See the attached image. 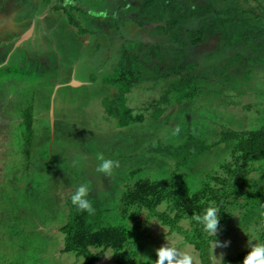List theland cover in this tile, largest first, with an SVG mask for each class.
Listing matches in <instances>:
<instances>
[{
	"label": "rangeland",
	"instance_id": "rangeland-1",
	"mask_svg": "<svg viewBox=\"0 0 264 264\" xmlns=\"http://www.w3.org/2000/svg\"><path fill=\"white\" fill-rule=\"evenodd\" d=\"M10 1L0 0V264H155L156 250L168 243L205 264L196 240L210 237L200 235L192 214L210 205L219 208L217 240L231 242L214 249L210 240L211 262L243 264L237 259L250 251L249 239L264 241V159L245 162L237 139L193 154L186 165L145 148L179 145L190 134L215 143L225 129L262 127L264 47L227 46L218 34L180 56L179 43L157 25L172 17L176 2L193 0H163L145 12L143 0ZM206 1L218 10H250L244 14L264 38V17L255 16L264 15V0ZM159 43L168 48L163 59L152 56ZM124 44L144 59L127 103L145 117L122 127L102 103L117 87L102 79ZM194 60L200 94L173 98L155 117L177 78L167 67ZM176 125L179 135L172 134ZM98 154L119 162L110 177L96 172ZM80 185L100 201L101 215L96 229L76 235L75 248L66 250L76 211L71 195Z\"/></svg>",
	"mask_w": 264,
	"mask_h": 264
},
{
	"label": "trees",
	"instance_id": "trees-1",
	"mask_svg": "<svg viewBox=\"0 0 264 264\" xmlns=\"http://www.w3.org/2000/svg\"><path fill=\"white\" fill-rule=\"evenodd\" d=\"M258 3L260 2L257 0ZM163 4V0H143L141 11L145 12L155 4ZM259 6L264 9L262 4ZM58 6H54L57 8ZM76 7H79L78 5ZM81 9V8H80ZM248 9H240L239 7L226 8L224 10H218L215 8L212 2L204 0L184 4L176 2L173 6V15L165 22L162 20L157 25L166 34L170 35L174 42L179 43L180 56L183 55L184 49L188 45L195 46L201 41H205L218 34L224 40L227 46H236L243 43L252 44L255 48L264 47V38L259 39L255 36L256 24H250L249 18L245 16V12ZM250 11V10H248ZM238 12L242 14L237 15ZM258 18L264 17V15L256 14ZM139 16H135V20L140 25H144L143 21H140ZM189 21H194V24L190 27L185 26ZM238 28V29H237ZM262 32L264 33V27ZM256 40V41H255ZM255 41V43H253ZM169 47H175L174 43H171ZM220 46L214 49L211 55L220 51ZM152 56H160L161 59L168 54V48L162 43L155 44L151 48ZM168 57V56H167ZM242 58V55L236 57L237 60ZM143 57L130 48L126 44L122 46L121 53L117 63L112 71L105 75L102 82L109 85H115L117 87V94L112 98L105 96L102 100L105 111L109 115L118 117V126H126L144 119L143 114H135L134 110L127 103V94L132 89L134 84L140 81L142 78L140 67L144 65ZM253 61L254 59L251 58ZM176 65V63H174ZM199 67L198 61H189L177 64L173 67V64L169 65L168 72L177 75V78L171 82L168 88L160 96L157 106L152 112L155 117L160 116L165 111V103L173 100L177 102H183L185 99H193L200 94V86L198 84L199 74L195 71ZM232 139L238 140V149L243 152V160H259L264 159V125L255 129H225L221 132L220 138L215 143H208L205 139L190 134L186 140L179 144L173 145L163 141H159L157 144H149L145 150L149 152L165 153L174 157L177 160L178 165L188 164L193 154L209 151L218 142H228ZM88 199L92 202L95 212L92 215L88 213H80L77 217V211H75L72 222L67 226L68 230V242L66 250L75 248V236L83 231H92L98 226L101 211L99 208L100 201L94 197L88 196ZM221 224V221H220ZM201 233V232H200ZM203 235V231L202 234ZM208 240H196V246L201 251V256L205 264H213L209 256V241L217 237L209 236ZM264 244V241L263 243ZM245 257L244 255L239 257ZM93 263V259L89 261V264Z\"/></svg>",
	"mask_w": 264,
	"mask_h": 264
},
{
	"label": "clouds",
	"instance_id": "clouds-1",
	"mask_svg": "<svg viewBox=\"0 0 264 264\" xmlns=\"http://www.w3.org/2000/svg\"><path fill=\"white\" fill-rule=\"evenodd\" d=\"M181 131L180 125H176L173 135H179ZM96 159L99 163L96 166V172L110 177L114 168L119 167V162L112 159H106L103 154H98ZM89 189L86 185H80L71 195V203L75 207L77 213H88L92 215L95 212L92 202L88 199ZM192 220L202 226V230L208 236L216 237L220 231L219 208L208 206L202 213H193ZM230 241L215 240L213 247L226 248L230 245ZM248 246L250 251L243 259V264H264V244L253 243L249 239ZM157 259L155 264H193V257L187 253H180L174 246L169 243L161 246L156 250ZM223 253H221V257Z\"/></svg>",
	"mask_w": 264,
	"mask_h": 264
},
{
	"label": "flooded vegetation",
	"instance_id": "flooded-vegetation-1",
	"mask_svg": "<svg viewBox=\"0 0 264 264\" xmlns=\"http://www.w3.org/2000/svg\"><path fill=\"white\" fill-rule=\"evenodd\" d=\"M9 2L10 3H12L10 0H9ZM2 5H6V3H4L3 1H2V3H1ZM1 6V5H0ZM4 8H5V6L2 8V11L4 12ZM7 10L9 11V13H10V15H11V13L15 16V18H16V11L13 9V8H11V6H8L7 7ZM14 10V11H13ZM2 11H0V12H2ZM0 23H1V21H0ZM2 24V23H1ZM13 26H14V28H13V31L14 32H17V34H20V32H21V29H20V27L19 26H17V25H15V24H13ZM3 32L5 31V29L4 30H2ZM12 32V31H11ZM6 34H10V33H8V32H5V35ZM15 35V34H14Z\"/></svg>",
	"mask_w": 264,
	"mask_h": 264
},
{
	"label": "water",
	"instance_id": "water-1",
	"mask_svg": "<svg viewBox=\"0 0 264 264\" xmlns=\"http://www.w3.org/2000/svg\"><path fill=\"white\" fill-rule=\"evenodd\" d=\"M32 29H29L28 31L24 32L21 37L17 40V42H21L25 39H27L29 36H31ZM78 82L77 80H74V83ZM81 83V82H80ZM76 85V84H75Z\"/></svg>",
	"mask_w": 264,
	"mask_h": 264
},
{
	"label": "crops",
	"instance_id": "crops-1",
	"mask_svg": "<svg viewBox=\"0 0 264 264\" xmlns=\"http://www.w3.org/2000/svg\"><path fill=\"white\" fill-rule=\"evenodd\" d=\"M107 89V88H106ZM117 119V118H116ZM117 121V120H116Z\"/></svg>",
	"mask_w": 264,
	"mask_h": 264
}]
</instances>
